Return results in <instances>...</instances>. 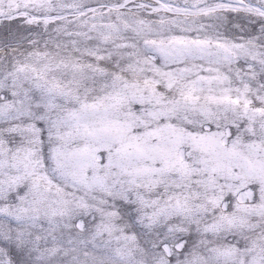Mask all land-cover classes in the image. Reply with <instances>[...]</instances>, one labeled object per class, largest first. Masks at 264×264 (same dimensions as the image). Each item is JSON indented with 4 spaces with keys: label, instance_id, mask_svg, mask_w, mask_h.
Returning a JSON list of instances; mask_svg holds the SVG:
<instances>
[{
    "label": "snow or ice",
    "instance_id": "snow-or-ice-1",
    "mask_svg": "<svg viewBox=\"0 0 264 264\" xmlns=\"http://www.w3.org/2000/svg\"><path fill=\"white\" fill-rule=\"evenodd\" d=\"M0 264H264V0H0Z\"/></svg>",
    "mask_w": 264,
    "mask_h": 264
}]
</instances>
